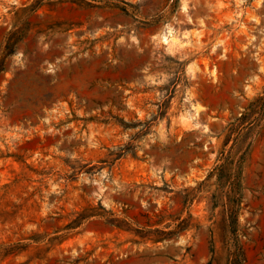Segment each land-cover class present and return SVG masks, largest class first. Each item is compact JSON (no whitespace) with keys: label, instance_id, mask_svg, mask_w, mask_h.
<instances>
[{"label":"rangeland","instance_id":"rangeland-1","mask_svg":"<svg viewBox=\"0 0 264 264\" xmlns=\"http://www.w3.org/2000/svg\"><path fill=\"white\" fill-rule=\"evenodd\" d=\"M0 264H264V0H0Z\"/></svg>","mask_w":264,"mask_h":264}]
</instances>
